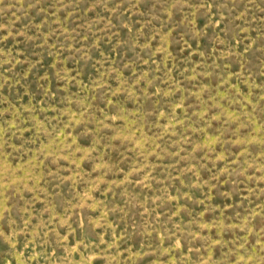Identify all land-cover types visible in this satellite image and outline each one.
Here are the masks:
<instances>
[{"label": "rangeland", "instance_id": "1", "mask_svg": "<svg viewBox=\"0 0 264 264\" xmlns=\"http://www.w3.org/2000/svg\"><path fill=\"white\" fill-rule=\"evenodd\" d=\"M0 264H264V0H0Z\"/></svg>", "mask_w": 264, "mask_h": 264}]
</instances>
